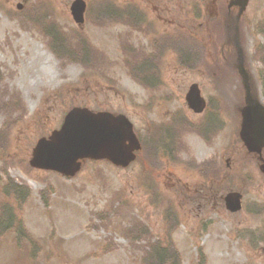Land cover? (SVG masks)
<instances>
[{
  "label": "rangeland",
  "instance_id": "rangeland-1",
  "mask_svg": "<svg viewBox=\"0 0 264 264\" xmlns=\"http://www.w3.org/2000/svg\"><path fill=\"white\" fill-rule=\"evenodd\" d=\"M75 1L0 0V213L15 218L0 230V264H158L142 259L150 245L171 248L159 264H264V148L249 152L239 137L243 85L264 104V0H249L243 13L227 8L232 0H81L73 13ZM127 2L157 34L178 24L197 33L171 39L196 66L175 68L169 45L140 69L152 33L127 24L135 16ZM191 6L201 11L197 22ZM154 77L170 98L148 105ZM192 84L202 111L187 105ZM186 105V121L173 123L179 154L193 168L209 169L210 160L213 173L169 163L158 186L156 171L137 160L123 168L86 161L70 179L30 165L37 139L71 108L123 114L136 132L147 127L140 109L163 116ZM14 184L26 188L20 197L2 191ZM232 193L242 195V210L226 207Z\"/></svg>",
  "mask_w": 264,
  "mask_h": 264
},
{
  "label": "water",
  "instance_id": "water-1",
  "mask_svg": "<svg viewBox=\"0 0 264 264\" xmlns=\"http://www.w3.org/2000/svg\"><path fill=\"white\" fill-rule=\"evenodd\" d=\"M247 2L248 0H236L235 5L242 12ZM79 7L83 11V2L76 0L71 6L72 12L75 13ZM240 70L242 72V68ZM186 99L191 108L196 111L201 109L202 100L196 85L190 87ZM245 102L240 136L249 151L260 152L264 145V108L248 91ZM126 141L129 142L128 146L125 145ZM135 148L132 125L124 116L74 108L65 116L59 130L53 131L48 138L38 140L30 165L73 176L79 170L80 159L108 158L117 165H125L134 158L131 150ZM225 201L232 212L240 207L238 194L228 195Z\"/></svg>",
  "mask_w": 264,
  "mask_h": 264
},
{
  "label": "flooded vegetation",
  "instance_id": "flooded-vegetation-1",
  "mask_svg": "<svg viewBox=\"0 0 264 264\" xmlns=\"http://www.w3.org/2000/svg\"><path fill=\"white\" fill-rule=\"evenodd\" d=\"M196 1H198V0H196ZM125 5H127V6H125L124 10L130 9L129 11L131 13L135 14V16L130 21V24L135 25L137 29H140L142 31H144V29H147V30L148 29H154V24H151V22H149L148 19H145L144 16H146V13L144 10L140 11L138 9V7L135 6L134 4H130V5L125 4ZM191 8L193 11L192 22H197L201 16V11H200L199 7H197V6H193V7L191 6ZM188 22H191V17L188 18ZM207 23L208 22H206V25H207ZM200 25H201V23L198 24L199 28H200ZM183 27H185V26H183ZM176 30L185 31V32H187V35L193 36V38H195V39L198 36L197 33L190 32L189 30L182 28V26H180L179 24L176 26H171V28H169L167 32H164L163 35L170 36V35L174 34V32ZM169 45H172V50L170 51L171 52V60L174 62L173 64H174L175 68H178V67H176L175 61L180 63V65H182V64L186 65V67H188L189 69H193V67L196 66V65H194V66L192 65L191 56H186L185 54L184 55H177V46L175 45V42L170 43V40H167V42H146V45L142 46V47H147V49L150 48L149 54H146L145 56H143L141 54V56H143V57L141 59H139V62H140L139 68L144 70L145 64H147L148 66H150L149 65L150 63L153 64L149 60L150 56L152 58H155L158 60L161 59L164 56L163 52H165L166 47H168ZM194 45H197V44L195 42H191L189 45L187 42H182L183 49H185V50L193 49ZM200 55H201V53H200ZM158 64H159V61H158ZM200 64H202V56L200 57ZM200 70H201V73L203 74L204 73L203 70L202 69H200ZM147 71L151 72V70H147ZM156 71L157 72H155L154 74L151 73V76H155L157 74L159 75V73H160L159 65H156ZM154 80H155V77L153 79H151L149 81V84H148L151 86V88L148 87V89H147L148 95L146 97V100L148 101L147 102L148 105H156L157 102H155V100L157 98H158L159 102L167 101L168 98H170V96L167 93H164V96H163L160 93L162 91L157 90V89L161 88V84H159V82H158L155 85ZM156 92H158V93H156ZM149 101H151V102H149ZM205 101H206V104L208 105L209 99H207ZM143 103H144V101H142L140 104L143 105ZM209 105H210V103H209ZM172 108H174V107H172ZM140 110L141 111L139 112V114L142 115L143 121L147 123V127L145 129H143V131L138 130V129L136 131V136H137V139L139 142V149L136 153V158H138V162L140 164L141 171H143L144 168L146 166H148L151 162L152 168L157 173V177L155 178V181L160 186V183L161 184L165 183L164 178L167 175L166 174L167 171H164V169L166 168L165 164L167 165L169 163H175V164L181 165L185 169H188L191 171L194 170L197 172L198 171L202 172L203 170H205V169H201V167H202L201 165H200V167L193 168V166H191L190 156L188 155L186 158L183 159L179 154V151L182 148L181 137H178L177 135L174 134L173 123L176 122V119L178 116L183 118L186 121V118L180 114L183 112H186L187 110L190 111L187 108V105H186V109L184 107L178 108V109L176 108L173 111L171 109H167L166 113L163 116L156 115V113L154 111H150L149 114L147 115V113L145 114V111L143 109H140ZM206 113H208V112L205 110L201 113V117L198 118V120H200V119H203V120H200L199 122H201L203 124L207 122V119L209 117L205 116ZM208 114L210 116L211 112ZM194 123H195V120H194ZM210 125L214 126V123H212ZM226 163L228 164L227 160H226ZM208 164L210 165L209 169L212 171L214 169V165L210 161Z\"/></svg>",
  "mask_w": 264,
  "mask_h": 264
},
{
  "label": "trees",
  "instance_id": "trees-1",
  "mask_svg": "<svg viewBox=\"0 0 264 264\" xmlns=\"http://www.w3.org/2000/svg\"><path fill=\"white\" fill-rule=\"evenodd\" d=\"M110 10H113V9L111 8ZM129 13H130V12H129ZM156 31H157V30H156ZM156 31L154 32L155 35L157 34ZM183 36H185L186 38L190 39V38H189V35H187V32H185V31H180V30H176V31L174 32V34H172V35H170V36H167V35H158V36L153 40V42H167V40H170V42H171V39H172V38H176V37L179 38V37H183ZM191 37H193V36H191ZM193 39H195V38H193ZM196 40H198V39L196 38ZM179 50H180V49L177 48V55H180V54H181V53H179ZM180 51H182V50H180ZM146 67H148L147 64L144 65V68H146ZM8 184H10V183H8ZM7 187H9V190H13L14 194H15L17 197H20V196L22 195V193H23V189H26V188L21 187L20 185L14 184V185H5V186L2 188V191L5 192V190H6ZM4 194H6V193H4ZM5 214H6V223H5V224L2 223V224H1V228H3V229L6 228V229L3 230V229L0 228V230H2L3 232L6 231L7 229H9V228H8V224H9V223L12 224V222L15 220V218H13V216H12L10 213H8V212L5 211ZM3 222H4V221H3ZM0 223H1V219H0ZM18 223H19V228L22 227L21 222L18 221ZM11 226H12V225H11ZM11 226H10V227H11ZM18 231H19L20 233H22V234L25 235V232H23V231L21 230V228H20ZM167 249L170 250L171 248H170V247H162V246H160V245H150V249H148V250L145 252V255H144V258H143V259L148 258V259L150 260V257L152 258V256H154L153 258H156V257H157L156 259L158 260V264H159V263H161L162 260L165 258V254H164V253L167 252ZM163 255H164V256H163ZM142 264H143V263H142Z\"/></svg>",
  "mask_w": 264,
  "mask_h": 264
}]
</instances>
